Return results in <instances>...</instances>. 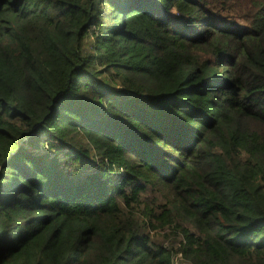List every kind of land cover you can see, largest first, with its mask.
Segmentation results:
<instances>
[{"label":"trees","instance_id":"trees-1","mask_svg":"<svg viewBox=\"0 0 264 264\" xmlns=\"http://www.w3.org/2000/svg\"><path fill=\"white\" fill-rule=\"evenodd\" d=\"M0 264H264V0H0Z\"/></svg>","mask_w":264,"mask_h":264}]
</instances>
